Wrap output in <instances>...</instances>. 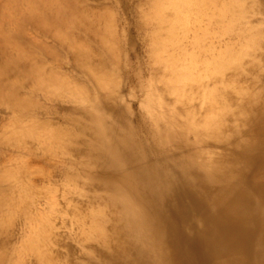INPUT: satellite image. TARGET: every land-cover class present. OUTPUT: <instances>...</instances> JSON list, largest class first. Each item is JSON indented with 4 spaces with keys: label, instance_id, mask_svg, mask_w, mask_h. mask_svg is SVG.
<instances>
[{
    "label": "bare ground",
    "instance_id": "obj_1",
    "mask_svg": "<svg viewBox=\"0 0 264 264\" xmlns=\"http://www.w3.org/2000/svg\"><path fill=\"white\" fill-rule=\"evenodd\" d=\"M0 264H264V0H0Z\"/></svg>",
    "mask_w": 264,
    "mask_h": 264
},
{
    "label": "rangeland",
    "instance_id": "obj_2",
    "mask_svg": "<svg viewBox=\"0 0 264 264\" xmlns=\"http://www.w3.org/2000/svg\"><path fill=\"white\" fill-rule=\"evenodd\" d=\"M132 36H133V38L135 39V42H136V36L133 33H131V37ZM140 58H141V54H140V51L137 48H135L131 52V54L129 55V60H131L133 62H137L138 60H140ZM73 246H75V245H73Z\"/></svg>",
    "mask_w": 264,
    "mask_h": 264
}]
</instances>
